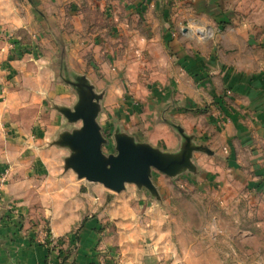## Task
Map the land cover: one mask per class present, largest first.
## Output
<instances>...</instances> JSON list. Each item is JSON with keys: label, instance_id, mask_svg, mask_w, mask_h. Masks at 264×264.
I'll return each instance as SVG.
<instances>
[{"label": "crops", "instance_id": "1", "mask_svg": "<svg viewBox=\"0 0 264 264\" xmlns=\"http://www.w3.org/2000/svg\"><path fill=\"white\" fill-rule=\"evenodd\" d=\"M182 2L183 11H171ZM142 7L154 24L157 9L162 19L167 16L160 36L174 59L165 92L175 114L163 118L168 129L150 132L147 139L143 129L120 123L123 131L138 142L176 152L181 126L191 143L211 151L194 150L191 158L206 182L241 179L253 194L264 196V0H147ZM190 20L203 27L202 38L185 28ZM204 29L209 35H203ZM1 56L0 80L8 88L0 87V180L6 169L10 174L0 185V264H153L144 253L141 214L130 202L135 193L127 185L119 193H106L109 189L100 183H88L64 168L70 151L49 142L64 129L81 127L82 121L68 124L61 114L63 123L50 141L43 139L45 133L37 136V124L27 123L33 109L42 112L45 105L44 70L30 73L28 62L9 50ZM152 88L159 99L162 92ZM78 98L77 92L73 103ZM102 109L103 151L115 150V126L105 133ZM198 155L219 169L202 166Z\"/></svg>", "mask_w": 264, "mask_h": 264}, {"label": "rangeland", "instance_id": "2", "mask_svg": "<svg viewBox=\"0 0 264 264\" xmlns=\"http://www.w3.org/2000/svg\"><path fill=\"white\" fill-rule=\"evenodd\" d=\"M146 2L0 0V64L1 52L9 50L14 55L23 53L21 60L28 62L30 73L44 70L45 105L42 112L33 109L27 123L37 124V136L45 133L43 139L50 141L62 125L56 107L76 103L77 88L70 82L79 74L89 78L99 95L107 93L106 100L98 101L103 107L99 121L105 133L119 123L135 131L143 129V139L150 132L168 129L163 118L174 117L175 111L165 88L175 65L169 50L161 45L167 16L162 19L157 9L158 23L150 22L142 7ZM173 10L183 11V2L172 5ZM184 26L195 38H202L199 30L203 27L196 20ZM139 29L157 40L141 37ZM2 81L0 87L7 89L8 83ZM152 87L162 92L159 99L157 94L152 96ZM6 89L1 90L2 95ZM204 159L197 157L204 161L202 166L219 169L215 161ZM153 173L156 192L127 184L131 194L135 193L130 202L138 207L145 228L144 253L153 264H264V196L253 194L246 181H213L214 185L206 182L205 173L175 177Z\"/></svg>", "mask_w": 264, "mask_h": 264}, {"label": "water", "instance_id": "3", "mask_svg": "<svg viewBox=\"0 0 264 264\" xmlns=\"http://www.w3.org/2000/svg\"><path fill=\"white\" fill-rule=\"evenodd\" d=\"M77 79L80 83H76L79 93L76 103L73 107L63 105L56 109L68 124L81 120L82 126L62 130L58 138L49 142V145L64 147L70 151V155L65 158L64 168L72 169L79 179L100 183L117 193L123 191L128 183L156 192L152 181L153 170L170 177L185 172L196 173L197 166L191 160L193 151L211 153L206 146L191 143V137L185 134L181 126H177L182 139L180 149L176 152H165L150 144L138 142L134 136L123 131L120 123L116 124L114 130L117 152L104 153L106 139L98 123L101 108L98 101L103 95L95 94L93 86L84 76Z\"/></svg>", "mask_w": 264, "mask_h": 264}, {"label": "built area", "instance_id": "4", "mask_svg": "<svg viewBox=\"0 0 264 264\" xmlns=\"http://www.w3.org/2000/svg\"><path fill=\"white\" fill-rule=\"evenodd\" d=\"M9 174H10V169H6L5 172L3 173V175L1 176L0 185H2V183H4L6 181ZM101 259L103 260L104 257H101Z\"/></svg>", "mask_w": 264, "mask_h": 264}, {"label": "flooded vegetation", "instance_id": "5", "mask_svg": "<svg viewBox=\"0 0 264 264\" xmlns=\"http://www.w3.org/2000/svg\"><path fill=\"white\" fill-rule=\"evenodd\" d=\"M71 83H73V84L75 83V84H74V86H76V88L78 87V85L76 84V83H77V81H74V82H73V81H71Z\"/></svg>", "mask_w": 264, "mask_h": 264}, {"label": "trees", "instance_id": "6", "mask_svg": "<svg viewBox=\"0 0 264 264\" xmlns=\"http://www.w3.org/2000/svg\"><path fill=\"white\" fill-rule=\"evenodd\" d=\"M20 46V45H19ZM19 48H21V47H19ZM21 51H23V50H21ZM24 52V51H23ZM23 53H21L20 55H16V56H19V57H21V55H22Z\"/></svg>", "mask_w": 264, "mask_h": 264}]
</instances>
